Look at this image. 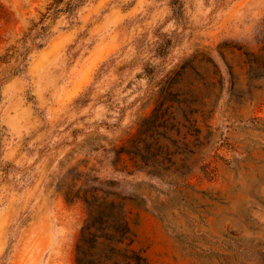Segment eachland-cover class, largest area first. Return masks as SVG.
<instances>
[{
  "label": "rangeland",
  "instance_id": "1",
  "mask_svg": "<svg viewBox=\"0 0 264 264\" xmlns=\"http://www.w3.org/2000/svg\"><path fill=\"white\" fill-rule=\"evenodd\" d=\"M66 1L0 0V264H75L96 187L138 264H264V0Z\"/></svg>",
  "mask_w": 264,
  "mask_h": 264
},
{
  "label": "trees",
  "instance_id": "2",
  "mask_svg": "<svg viewBox=\"0 0 264 264\" xmlns=\"http://www.w3.org/2000/svg\"><path fill=\"white\" fill-rule=\"evenodd\" d=\"M79 1L81 2L67 0L64 11H70ZM46 29L45 25L37 27L27 37L31 46H42ZM25 58L22 57L23 60ZM18 72L19 69H16L13 74ZM110 183L112 182H107ZM91 192L89 196L82 197L86 218L75 243V264H138L141 258L131 248L133 234L124 212V203L119 201L125 197L112 191H104L100 187ZM99 192L103 194L100 195Z\"/></svg>",
  "mask_w": 264,
  "mask_h": 264
}]
</instances>
